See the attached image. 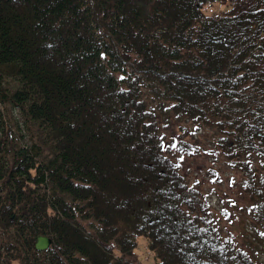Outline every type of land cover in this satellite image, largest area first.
Returning <instances> with one entry per match:
<instances>
[{
    "label": "trees",
    "instance_id": "trees-1",
    "mask_svg": "<svg viewBox=\"0 0 264 264\" xmlns=\"http://www.w3.org/2000/svg\"><path fill=\"white\" fill-rule=\"evenodd\" d=\"M0 105V264H134L137 238L148 264H258L154 111L220 131L264 220V0H0Z\"/></svg>",
    "mask_w": 264,
    "mask_h": 264
},
{
    "label": "rangeland",
    "instance_id": "rangeland-1",
    "mask_svg": "<svg viewBox=\"0 0 264 264\" xmlns=\"http://www.w3.org/2000/svg\"><path fill=\"white\" fill-rule=\"evenodd\" d=\"M220 6L203 5L202 9L205 13H219L222 10H219ZM143 95L146 102L157 106L156 102L149 101L146 91ZM162 110L156 108L154 111L159 123L160 145H165L162 155L172 162V166L180 165L174 168L186 186L199 193L212 223L220 231L221 239L236 250L245 251L254 262L264 264V236L261 235L264 233V220H259L260 215L255 213L259 205L247 190V176L237 165L239 155L232 156V150L221 142L223 139L220 141V131L215 127L186 118L178 119L171 112L163 114ZM229 137L228 134L225 138ZM173 143L176 144L175 149L170 147ZM248 162L251 163L249 169L262 170L264 167L255 156ZM137 243L139 250L136 258L133 257V263L152 262V251L148 250L146 257L141 254L146 249V240L137 238ZM11 264H17V261Z\"/></svg>",
    "mask_w": 264,
    "mask_h": 264
},
{
    "label": "water",
    "instance_id": "water-1",
    "mask_svg": "<svg viewBox=\"0 0 264 264\" xmlns=\"http://www.w3.org/2000/svg\"><path fill=\"white\" fill-rule=\"evenodd\" d=\"M49 243H50V238L47 235L38 233L34 237L32 246L34 249L42 250L48 247Z\"/></svg>",
    "mask_w": 264,
    "mask_h": 264
},
{
    "label": "snow or ice",
    "instance_id": "snow-or-ice-1",
    "mask_svg": "<svg viewBox=\"0 0 264 264\" xmlns=\"http://www.w3.org/2000/svg\"><path fill=\"white\" fill-rule=\"evenodd\" d=\"M121 79H123V77H121ZM161 139H163V138H161ZM160 147H161V150H162V151L165 149V145H164L163 143H161ZM170 147L173 148V149H175V148H176V144L173 143V144L170 145ZM180 159L182 160L183 157L181 156ZM175 166H176V167H179L180 165L177 164V165H175ZM197 183H199V181H197ZM225 218H227V217H225ZM208 223H211V221H209ZM261 235L264 236V233H261Z\"/></svg>",
    "mask_w": 264,
    "mask_h": 264
}]
</instances>
